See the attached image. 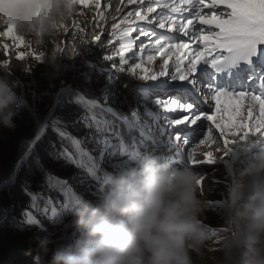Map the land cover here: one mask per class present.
<instances>
[{
  "label": "rangeland",
  "instance_id": "obj_1",
  "mask_svg": "<svg viewBox=\"0 0 264 264\" xmlns=\"http://www.w3.org/2000/svg\"><path fill=\"white\" fill-rule=\"evenodd\" d=\"M92 2L93 0H85L83 4L77 3L76 14L69 22L60 26V32L58 31L57 35L61 38H59L56 49L46 58L41 57L43 52L35 42L33 43V49L27 46L29 49L27 50L25 46L24 49L18 46L14 39H12L9 46L4 47L3 54H0V76L7 77L15 85L17 102H19V104L24 107L20 98L22 101L28 102L27 97H29L28 99L30 102L32 100L35 102L36 99L41 97L53 95L52 104L55 100L57 106L67 97L76 95L82 99L83 104L94 110L100 111L101 116L96 117V115L92 113L94 115L92 122L93 126L85 124L80 128H78L79 126H74V129L71 128V130L81 137L88 132L87 134L90 137H92V135L94 136V140L95 136L97 137L99 135H101V139H109L104 149L101 147L100 141L91 144L87 143L81 148L92 170L91 172L84 168L82 172L84 174L83 177L78 174L74 180L65 179L64 182L58 181L61 177V173L58 171H68L69 174L74 172L68 165L65 166L64 164L59 166L60 168L55 169H52L55 165H50L46 169V166L41 164L38 171L35 172L38 177L34 174L36 179L32 180L33 183L41 178L39 177L40 171L46 173L50 172L48 175L49 179L57 182L71 196V199H69V207L68 204L59 206L57 203H54L49 210L43 205V194L30 190L25 182L22 187L27 194L32 195L31 198L33 201L30 207L25 208L24 206L26 205H20L17 201L13 200V198H8L6 196L7 190L10 185H16L19 182L26 165H28L27 169L30 168L31 165H34V156L32 153L36 143H38L44 137L45 132L50 129L49 119L54 114V111L51 110L52 104L47 107V111L43 117L37 115L36 112L31 114L30 111L27 110L28 113L31 114V122L29 123L33 124L35 128L34 133L29 139L25 138V134L27 133L25 130L26 128H20V132L17 133L11 132L6 127L0 125V174L2 171L4 173L7 166L14 165L12 172L9 173V176L5 180L2 181V175H0V205L7 202L12 207V212H21V209H23V215L25 214L24 218H20L21 228L18 231L17 237L13 239V242L8 243L7 239L4 241L1 240L4 235V228L3 230L0 228V264H33V256L26 255V253L29 250L30 241L37 236H48L53 239L59 238L62 235L71 236L74 230L72 214L87 201L86 197H88L91 191H97L94 188L93 190H85L88 181H95L92 173L95 176L100 174L106 184L114 179L117 173L129 174L137 171L139 168L137 165L138 162H143L151 157H159L162 161H165L166 158L175 151L179 153L182 160L172 162L173 166L188 167L186 161L183 159L182 153L178 151L177 141L171 134L172 128L169 124L170 117L168 115L178 114L168 113L165 109H158L155 104L156 97L153 91L143 87L150 83H156L155 81L147 82L148 80L141 79L140 77L145 73L141 72L139 69L132 71L135 66L126 69V67H129V63L125 65V71L122 70L119 65L109 72L98 71L97 74L100 82L96 87H92L91 84L88 85L86 81L87 78L94 73L93 69H84L83 65L74 64L79 59L83 48L87 45L84 41L91 23L89 19L86 18L85 7L90 6ZM122 2L123 3L119 2V11L122 10L125 5L128 7L129 11L139 7L142 15L148 5L144 4L143 6H139L141 0H135L134 3H129V0H122ZM173 2H175V0H173ZM118 10L115 12L116 15ZM160 12L161 14H167L168 9L162 8ZM127 13L128 11L120 12L119 20L126 17ZM184 14L185 13L182 15ZM157 15L158 13H151V16L156 17ZM113 16L114 15L110 16V19L112 18V23ZM117 21H115V23ZM135 24L151 27L138 20L135 21ZM105 30L106 29H103L102 32L104 33ZM132 39L135 38L131 35L126 38L123 37V44ZM146 39L147 38L144 37L141 40ZM139 43L140 41L137 40L131 50L123 48L124 57L128 59V61L129 58L136 57L135 64L141 63L143 68L149 70H151L153 65H159L160 60L157 57L153 64L149 65L147 63L148 53H140L138 51ZM0 45H2L1 39ZM74 49H77L75 54L73 51ZM134 52L136 53L135 56H133ZM36 56H40L41 60H37L35 58ZM18 57L22 58L18 59ZM4 65H8V67L5 68ZM118 77L120 78L117 79ZM129 77L134 81L129 85L121 81V79ZM166 78L167 77H161L160 79ZM141 81H144L143 85H139ZM80 86L83 88L85 87L86 90L91 88L93 91H91V93H81L78 90ZM123 86H126L125 93H123L122 90ZM61 89H63V91ZM127 90H131L132 92ZM106 91H108V93H104ZM18 95L22 96L18 97ZM242 101L245 105V111L242 115L247 116L249 105L247 101ZM28 105L30 104L28 103ZM30 106L33 107L32 104ZM258 108L259 106H257L256 111L252 110L253 114L258 115ZM209 114L215 115L214 107ZM225 119H227L226 116ZM248 120L251 122V118H248ZM208 123L210 122H205V124ZM212 128L213 140L205 141L204 144H199L197 140L192 145V148H189V151H192L194 148V156L196 158L192 166L198 167L191 169L200 179L202 178L201 176H206L203 184L204 191L203 194L200 192V195L207 199V206L203 215V226L208 234V240L202 249V255L197 256L196 253H193L192 258L194 264H219L222 253L220 251H209V249H218L221 237L225 235V221L220 205L225 202L227 198V189L232 182L231 177L242 171L253 161L256 155L264 153V137L255 134H250L244 139H239V137H228L229 139H235V142L228 145L227 148H223L224 138L221 137L219 130L215 128L214 124ZM92 130H96V132L92 133ZM204 132L207 134L206 128ZM71 135L75 138L74 134ZM203 138L204 137L201 136L199 139ZM70 141L73 142L72 139ZM83 142L84 141H78L76 145H81ZM213 149H215V151L220 150L216 156L212 155L215 162L212 164H203L201 161L209 153L212 154ZM113 154L124 155L130 163H133V169L135 168L136 170L131 171V169L128 168H120L116 163H113L106 171H103L102 158L105 156V159H108V157ZM239 158L240 162L236 163ZM58 160V158L54 160L55 164H57ZM182 163L184 165H182ZM234 164L236 166L232 168ZM97 192L100 193V190ZM97 199L93 200V202ZM209 201H213L214 203L209 204ZM45 203H51V201L48 200V202ZM35 208L38 209L39 212H37ZM206 211H210L214 216L213 224L208 221ZM210 230H215V233ZM214 240H218L219 243H215Z\"/></svg>",
  "mask_w": 264,
  "mask_h": 264
},
{
  "label": "clouds",
  "instance_id": "obj_2",
  "mask_svg": "<svg viewBox=\"0 0 264 264\" xmlns=\"http://www.w3.org/2000/svg\"><path fill=\"white\" fill-rule=\"evenodd\" d=\"M76 11L74 0H0V26L11 25L18 35L41 44ZM16 103L15 85L0 76V124L12 131ZM175 152L169 162L159 157L138 162L137 171L131 163L134 173H117L101 186L95 202L74 211L76 238L37 236L26 255L33 256V264H194L192 253L202 255L208 240L203 226L207 199L190 167L173 166L181 158ZM231 180L220 205L225 235L219 264H264V153Z\"/></svg>",
  "mask_w": 264,
  "mask_h": 264
},
{
  "label": "snow or ice",
  "instance_id": "obj_3",
  "mask_svg": "<svg viewBox=\"0 0 264 264\" xmlns=\"http://www.w3.org/2000/svg\"><path fill=\"white\" fill-rule=\"evenodd\" d=\"M74 2L83 4L85 0ZM134 2L129 0V3ZM143 2L141 0V4ZM156 7L168 9V13L152 17L151 13ZM204 9L208 11L202 15ZM185 12L189 14L187 17L182 15ZM137 20L154 27L136 25ZM124 24L128 27L121 30L123 37H129L134 31L138 34L123 48L131 50L139 40L138 51L148 53L149 65L157 56L160 57L158 71L143 68L141 63H136L132 71L139 69L145 73L141 79L156 82L143 87L153 91L158 109L178 114L168 115L169 124L178 151L188 167L198 168L192 166L196 158L194 148L192 151L189 148L197 140L199 144L213 140V124L224 138L223 148L235 142V139L228 137L244 139L250 134L264 137V0H155L154 3L149 2L143 15L139 7L128 11L126 17L112 25L111 35H119L116 30ZM202 26H208V34H205L206 29ZM157 27L165 31L157 32ZM15 32L8 25L0 30V36L11 37L19 44L23 38L14 35ZM176 32L180 35H169ZM141 37L147 39L141 40ZM182 37L188 39L184 41ZM92 43L105 49L99 35ZM76 50H73L74 54ZM172 57L174 60L170 66ZM35 58L41 60L40 56ZM109 58L115 59L110 55ZM128 64V59L121 56V69L125 71ZM246 96L251 103L247 116H243L240 106L232 101L242 100ZM257 106L258 115H254L252 110ZM213 107L215 115H210ZM248 118H251V122ZM201 136L204 138L199 139ZM201 162L212 164L215 159L209 153ZM201 177L199 187L203 194L206 176ZM213 203L209 201V204ZM210 231L215 233V230ZM214 242L219 243L218 240Z\"/></svg>",
  "mask_w": 264,
  "mask_h": 264
},
{
  "label": "trees",
  "instance_id": "obj_4",
  "mask_svg": "<svg viewBox=\"0 0 264 264\" xmlns=\"http://www.w3.org/2000/svg\"><path fill=\"white\" fill-rule=\"evenodd\" d=\"M98 3V2H97ZM96 0H93L92 3H90V6L85 7L86 12V18L89 19V22L91 23L90 28L87 31L85 40L87 41V45L83 48L81 55L79 56V59L74 63L76 65H83L85 68H92L94 73L87 78V84L92 87H96L98 83L100 82L98 71H106L109 72L112 69L117 68V66L120 63V57H124V50H123V34L120 30L123 28L121 26L120 29L117 30L119 35L112 36V25L118 24L120 22L119 16L120 12H123L126 10L124 7L122 10H118L119 0H101V3H98L99 6L97 7ZM118 13L117 15L115 12ZM128 10V9H127ZM113 16V23L112 18L110 19V16ZM116 15V17H115ZM116 18V19H115ZM117 21L115 23V21ZM4 27H0V30H3ZM103 29H106L104 33L102 32ZM60 32V29H58ZM57 31V33H58ZM14 35L22 37L21 43L17 44L18 46L26 47L27 50L30 46L33 49V43L34 41L31 38L24 37L21 35H18L16 32ZM99 35L101 38V41L105 45V49L102 45H96L93 44V40L95 36ZM132 37L137 36V32L131 33ZM2 44L4 46H8L11 42V37H3L2 36ZM59 38H61L59 35H55L52 38H46L43 43L38 44L40 49L42 50V56L43 58H46L48 55H51L52 51L56 49L57 43L59 41ZM16 41V40H15ZM61 41V40H60ZM17 43V42H16ZM31 49V50H32ZM2 48H0V54H3ZM28 52V51H27ZM109 55L114 57L115 59L112 60L109 58ZM31 56V55H30ZM125 58V57H124ZM82 68V67H81ZM38 88V87H37ZM79 92L81 93H91L93 89L89 88L86 90L84 87L78 88ZM16 91L18 92L17 88ZM129 92H132L131 90H127ZM53 95L49 97H41L39 99H36L35 105H36V112L37 115L40 117H43L45 112L47 111V107L52 104ZM16 115L13 117L12 123L15 125V131H12L8 129L11 132H20V128H26L25 130L27 133L25 134V138L29 139L31 138L32 134L35 131L34 125L29 123L31 122V115L26 111V109L21 106L18 102L16 103ZM99 110V109H98ZM53 116L49 119L50 129H48L44 137L36 143L34 150H33V162L34 165H31L30 168L27 169V166H25L21 179L19 182L10 187L7 190V197L13 198V200L17 201L18 204L26 205L25 208H28L32 205L33 201L30 194H27L24 191V188L22 185L26 182L27 187L30 188V190L37 191L43 194V205L48 208L49 210L53 206L54 203H57L59 206L68 204L69 207V199H71V196L67 193V191L62 188L57 182L49 179L48 175L50 172H44L40 171L39 177H41L38 181L33 183L32 180H35L36 173L38 171L39 166L43 164L46 166V169L50 165H55L52 167V169L60 168L62 164L65 166L68 165L74 172H71L69 174L68 171H58L61 173V177L58 181L64 182L65 179L74 180L78 174H80L81 177L84 176L83 169L86 168L87 171H91V167L89 166V161L87 157L83 154L81 148L89 143H97L98 141L101 142V147L104 149L107 145L109 139L103 138L101 139V135L90 137L86 132L82 137L79 136V134L74 133V131L71 130L74 129V126H79L80 128L82 125L93 123V116L96 115V117H100L101 113L100 111L94 110L93 108H90L83 104V101L81 98H79L76 95H71L67 97L65 100H63L60 104H58L53 112ZM94 113V115L92 114ZM3 126L2 124H0ZM93 126V125H92ZM96 126V125H95ZM94 126V127H95ZM5 127V126H3ZM80 130V129H78ZM92 133H95L96 130H92ZM71 134H74V137ZM73 142H71V139ZM26 139V140H27ZM84 141L81 145H76V142ZM71 156V157H70ZM74 157V158H73ZM120 157V159H119ZM58 158L57 164H55V159ZM119 159V161H118ZM103 160V167L105 166V169H108L111 164L116 163L118 167L120 168H128L130 169L132 164L128 161V159L125 156H121V154H113L112 156L108 157V159H105V156L102 158ZM78 163V165H77ZM14 168V165L7 166V168L1 172L0 175H2V181L5 180L9 173L12 172ZM104 169V168H103ZM106 171V170H105ZM75 173V174H74ZM82 173V174H81ZM35 174V175H34ZM74 174V175H72ZM37 176V175H36ZM92 176H94L95 181H88V184L85 188V190H100L101 186L104 185L103 178L100 174H97L96 176L92 173ZM38 177V176H37ZM34 178V179H33ZM22 187V188H21ZM97 191H91V193L88 194L87 201H93L99 197V194ZM95 194V195H93ZM12 195V196H11ZM94 197V199H93ZM51 201V203H45ZM36 209V208H35ZM37 212L38 209H36ZM23 209H21V212L13 211L12 207L9 203H3V205H0V228L3 230L4 228V235L2 237V241L5 239L8 240V243L13 242V239L17 237L18 231L21 228V219L24 218L25 214L23 215ZM43 214L42 212H40ZM208 221L213 224L214 216L210 211H206ZM22 214V215H20ZM44 215V214H43ZM4 226V227H3ZM78 232L74 230V232L71 233V237L76 238L78 236ZM193 255V253H192ZM24 262V261H21Z\"/></svg>",
  "mask_w": 264,
  "mask_h": 264
},
{
  "label": "bare ground",
  "instance_id": "obj_5",
  "mask_svg": "<svg viewBox=\"0 0 264 264\" xmlns=\"http://www.w3.org/2000/svg\"><path fill=\"white\" fill-rule=\"evenodd\" d=\"M98 1H101V0H96V3L98 2ZM185 15L186 16H188L189 14L187 13V12H185ZM0 27H2V26H0ZM206 27V29H208V26H205ZM0 39H1V43H2V36H0ZM11 42H12V38H11ZM10 42V43H11ZM9 43V44H10ZM9 46V45H8ZM7 47V46H6ZM0 48H2V49H4V47H2V46H0ZM151 70H153V71H158L159 70V68H158V66H157V64H155V65H153L152 67H151ZM120 77H118L117 79H119ZM121 81H123V83L124 84H127V85H129L130 83H132V82H134L133 80H132V78H126V79H121ZM113 82V81H112ZM147 82H149V80L147 81ZM143 83H144V81H141L140 83H139V85H143ZM111 85V84H110ZM126 85V86H127ZM114 88V87H113ZM62 91H63V89H61ZM104 93H108V91H106V92H104ZM20 94V93H19ZM22 95H18V97H21ZM29 97H27V100H28V102H26V101H22V99L20 98V100H21V102H22V104L24 105V107H25V109L26 110H29L30 111V113L31 114H34L35 112H36V105H35V102H34V100H32L31 102H30V100L28 99ZM28 103L31 105L32 104V106L33 107H31L30 105H28ZM232 103H233V101H232ZM239 106H240V109H241V115L244 113V111H245V105L244 104H241V103H239ZM34 111V112H33ZM36 114H37V112H36ZM218 152H220V150L218 151V150H216L215 151V149H213L212 150V155L213 156H216L217 155V153ZM176 153V152H175ZM175 153H174V155L173 156H170V157H175ZM169 157V156H168ZM180 160H182L181 158H180ZM182 165H184L183 163H182ZM74 232V231H73Z\"/></svg>",
  "mask_w": 264,
  "mask_h": 264
},
{
  "label": "water",
  "instance_id": "obj_6",
  "mask_svg": "<svg viewBox=\"0 0 264 264\" xmlns=\"http://www.w3.org/2000/svg\"><path fill=\"white\" fill-rule=\"evenodd\" d=\"M55 106H56V102H55V100H54V101H53V104L51 105V110H52V111H54ZM44 119H45V118H44Z\"/></svg>",
  "mask_w": 264,
  "mask_h": 264
}]
</instances>
